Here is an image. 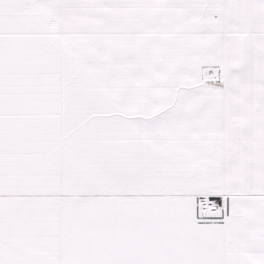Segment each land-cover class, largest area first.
<instances>
[{"label": "snow or ice", "instance_id": "6c2138e0", "mask_svg": "<svg viewBox=\"0 0 264 264\" xmlns=\"http://www.w3.org/2000/svg\"><path fill=\"white\" fill-rule=\"evenodd\" d=\"M0 264H264V0H0Z\"/></svg>", "mask_w": 264, "mask_h": 264}]
</instances>
